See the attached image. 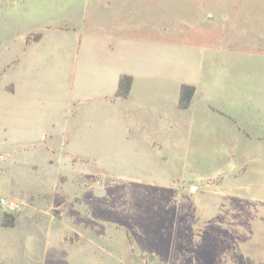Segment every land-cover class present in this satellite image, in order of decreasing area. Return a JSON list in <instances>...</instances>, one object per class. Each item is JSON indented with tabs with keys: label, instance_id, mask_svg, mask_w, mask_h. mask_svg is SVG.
I'll list each match as a JSON object with an SVG mask.
<instances>
[{
	"label": "rangeland",
	"instance_id": "rangeland-1",
	"mask_svg": "<svg viewBox=\"0 0 264 264\" xmlns=\"http://www.w3.org/2000/svg\"><path fill=\"white\" fill-rule=\"evenodd\" d=\"M0 196V264H264V0H0Z\"/></svg>",
	"mask_w": 264,
	"mask_h": 264
},
{
	"label": "trees",
	"instance_id": "trees-1",
	"mask_svg": "<svg viewBox=\"0 0 264 264\" xmlns=\"http://www.w3.org/2000/svg\"><path fill=\"white\" fill-rule=\"evenodd\" d=\"M132 78L129 76H122L119 79V85L117 90L118 96H127L130 86H131ZM194 93V88L183 85L180 89V95H179V106L182 109H185L188 107V104L190 102V99ZM7 219V220H6ZM4 227L12 228L15 223V217L12 215H6L4 216Z\"/></svg>",
	"mask_w": 264,
	"mask_h": 264
},
{
	"label": "built area",
	"instance_id": "built-area-1",
	"mask_svg": "<svg viewBox=\"0 0 264 264\" xmlns=\"http://www.w3.org/2000/svg\"><path fill=\"white\" fill-rule=\"evenodd\" d=\"M0 207L8 211H14L17 209V203L9 200L7 197L0 196Z\"/></svg>",
	"mask_w": 264,
	"mask_h": 264
}]
</instances>
